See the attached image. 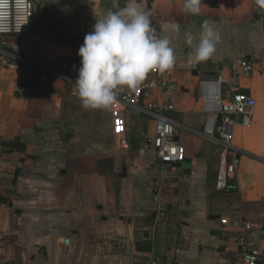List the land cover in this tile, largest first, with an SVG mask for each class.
I'll list each match as a JSON object with an SVG mask.
<instances>
[{
  "label": "crops",
  "instance_id": "1",
  "mask_svg": "<svg viewBox=\"0 0 264 264\" xmlns=\"http://www.w3.org/2000/svg\"><path fill=\"white\" fill-rule=\"evenodd\" d=\"M32 1L28 39L0 37V264L237 263L233 238L243 222L259 218L264 199V8L255 0H202L193 15L184 0H141L176 56L170 71L146 79L177 86L168 116L180 143L186 134L184 163L161 174L152 121L129 111L126 133L115 137L110 107H82L65 79L96 19L126 0ZM204 20L221 41L211 58L197 62L185 33L198 43ZM170 23L180 25L178 34ZM243 59L254 70L238 91L256 105L249 127H233L239 162L225 195L215 188L220 146L200 132L207 121L203 88L220 81L228 90ZM18 83L32 92H17ZM156 196L166 205L164 218ZM256 237L248 234L247 242L264 251V237Z\"/></svg>",
  "mask_w": 264,
  "mask_h": 264
},
{
  "label": "built area",
  "instance_id": "2",
  "mask_svg": "<svg viewBox=\"0 0 264 264\" xmlns=\"http://www.w3.org/2000/svg\"><path fill=\"white\" fill-rule=\"evenodd\" d=\"M36 16V5L32 0H0V37L19 36L23 40L28 39L31 25ZM12 58L24 65L34 68L38 66L28 62L23 57ZM81 66V57L78 53L74 61L69 64L65 79L72 85L74 93H77L75 81L78 78V69ZM254 65L251 61L243 59L239 62L238 70L233 76L232 84L228 90H223L220 81L205 82L203 109L208 115L202 136L218 143L221 149L219 156L218 172L215 188L218 192L229 193L232 189L231 182L234 179L238 166L237 153L233 147V127L239 125L249 127L252 123V110L255 100L238 91L241 78L250 77ZM155 76L158 72H151ZM213 85L216 89L215 102H210V94L207 87ZM16 91L31 93V88L24 87L21 83L16 86ZM157 91L160 93L156 95ZM178 91L176 85L157 78L145 79L135 89L127 87L116 90V103L110 107L111 132L115 137H121L126 133L127 113L129 111L146 116L154 124V136L151 147L154 150L158 170L161 174H175L186 158L184 146L178 140L177 123L168 116L172 110L170 98ZM160 99V100H159ZM157 203V216L164 218L167 209L159 197L154 198ZM242 234L233 238L234 244L239 247L240 260L235 264H264V251L257 246H251L247 242L250 233L256 238L264 237V199L261 202V213L255 221H245L242 224ZM143 264H159L157 260L147 259Z\"/></svg>",
  "mask_w": 264,
  "mask_h": 264
},
{
  "label": "clouds",
  "instance_id": "3",
  "mask_svg": "<svg viewBox=\"0 0 264 264\" xmlns=\"http://www.w3.org/2000/svg\"><path fill=\"white\" fill-rule=\"evenodd\" d=\"M202 0H184L186 13L198 15ZM264 8V0H255ZM172 32L179 33L180 25L170 23ZM198 43L193 35L185 33L186 44L194 47L197 62L213 56L221 33L204 20ZM81 66L75 81L77 95L86 109H107L116 103V90L137 88L150 72L170 71L176 56L170 39L158 34L153 26L151 13L146 11L141 0H126L125 7L108 11L96 19L93 30L85 35L78 50Z\"/></svg>",
  "mask_w": 264,
  "mask_h": 264
},
{
  "label": "bare ground",
  "instance_id": "4",
  "mask_svg": "<svg viewBox=\"0 0 264 264\" xmlns=\"http://www.w3.org/2000/svg\"><path fill=\"white\" fill-rule=\"evenodd\" d=\"M207 89V93L210 94L209 98H210V102L214 103L215 102V96H216V89L214 86H209L206 88Z\"/></svg>",
  "mask_w": 264,
  "mask_h": 264
},
{
  "label": "rangeland",
  "instance_id": "5",
  "mask_svg": "<svg viewBox=\"0 0 264 264\" xmlns=\"http://www.w3.org/2000/svg\"><path fill=\"white\" fill-rule=\"evenodd\" d=\"M208 115H211V114H207V113H206V116H207V117H208ZM205 124H206V123H205ZM205 124H204V125H205ZM204 125H203L202 129L200 130V132H203L204 127H205ZM183 133H184V135H182V139H183V141H181V144L184 146L185 143H186L185 140H184V139H186V137H185L186 134H185V132H183ZM184 147H185V146H184Z\"/></svg>",
  "mask_w": 264,
  "mask_h": 264
},
{
  "label": "water",
  "instance_id": "6",
  "mask_svg": "<svg viewBox=\"0 0 264 264\" xmlns=\"http://www.w3.org/2000/svg\"><path fill=\"white\" fill-rule=\"evenodd\" d=\"M122 139V138H121Z\"/></svg>",
  "mask_w": 264,
  "mask_h": 264
}]
</instances>
